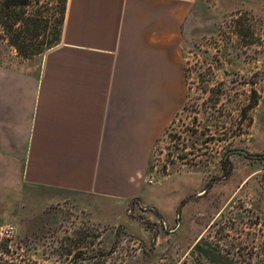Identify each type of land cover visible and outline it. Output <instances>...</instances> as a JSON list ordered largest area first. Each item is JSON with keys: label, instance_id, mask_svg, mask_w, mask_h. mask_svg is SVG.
I'll return each mask as SVG.
<instances>
[{"label": "rangeland", "instance_id": "374dc122", "mask_svg": "<svg viewBox=\"0 0 264 264\" xmlns=\"http://www.w3.org/2000/svg\"><path fill=\"white\" fill-rule=\"evenodd\" d=\"M67 5L0 0V65L40 67ZM182 31L187 97L139 202L30 187L15 167L0 264H264V0H191Z\"/></svg>", "mask_w": 264, "mask_h": 264}, {"label": "crops", "instance_id": "0c3cea01", "mask_svg": "<svg viewBox=\"0 0 264 264\" xmlns=\"http://www.w3.org/2000/svg\"><path fill=\"white\" fill-rule=\"evenodd\" d=\"M191 0H68L40 67L0 65V194L27 186L129 202L187 97ZM9 179H11L9 183Z\"/></svg>", "mask_w": 264, "mask_h": 264}, {"label": "trees", "instance_id": "16d2710c", "mask_svg": "<svg viewBox=\"0 0 264 264\" xmlns=\"http://www.w3.org/2000/svg\"><path fill=\"white\" fill-rule=\"evenodd\" d=\"M27 1L28 0H3V4H4L5 8H12L14 6H24V5L27 4ZM62 13H63V15L65 14L64 8H63ZM60 39H61V32H58L57 35H56L55 40L58 41ZM138 202H139V199L136 198V199H133L131 201V204H135V203H138ZM157 238H158V235L154 234L153 237L151 238V241H152L153 244H156Z\"/></svg>", "mask_w": 264, "mask_h": 264}, {"label": "built area", "instance_id": "2783aa9c", "mask_svg": "<svg viewBox=\"0 0 264 264\" xmlns=\"http://www.w3.org/2000/svg\"><path fill=\"white\" fill-rule=\"evenodd\" d=\"M148 183L152 184V180H150ZM16 228L13 225H7L0 227V236L1 237H8L11 238L15 234Z\"/></svg>", "mask_w": 264, "mask_h": 264}, {"label": "water", "instance_id": "95a60500", "mask_svg": "<svg viewBox=\"0 0 264 264\" xmlns=\"http://www.w3.org/2000/svg\"><path fill=\"white\" fill-rule=\"evenodd\" d=\"M239 152H241L242 154H245V155H247V153H246V152H244V151H239Z\"/></svg>", "mask_w": 264, "mask_h": 264}]
</instances>
